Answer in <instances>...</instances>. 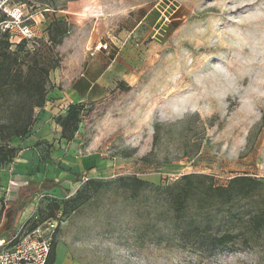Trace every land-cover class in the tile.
Listing matches in <instances>:
<instances>
[{
  "label": "rangeland",
  "instance_id": "rangeland-1",
  "mask_svg": "<svg viewBox=\"0 0 264 264\" xmlns=\"http://www.w3.org/2000/svg\"><path fill=\"white\" fill-rule=\"evenodd\" d=\"M13 6L23 7L37 39L47 41L52 20L66 25L50 89L106 68L109 75L102 98L80 102L82 122L63 155L82 164L83 181L104 184L75 212L56 213L52 264H264V230L246 232L223 209L210 213L207 234L186 238L190 228L176 225L163 199L156 202L151 192L131 199L116 182L134 176L161 187L185 174L210 175L218 185L244 174L264 181V0H13ZM57 139L35 146L45 165L37 168L40 179L7 209L0 200V237L52 220L54 200L61 206L82 187L83 181L75 191L52 194L61 175L80 179L52 155ZM24 206L30 214L17 221ZM194 214L189 209L187 218ZM197 219L203 227L204 217ZM225 230L240 237L209 245Z\"/></svg>",
  "mask_w": 264,
  "mask_h": 264
},
{
  "label": "trees",
  "instance_id": "trees-1",
  "mask_svg": "<svg viewBox=\"0 0 264 264\" xmlns=\"http://www.w3.org/2000/svg\"><path fill=\"white\" fill-rule=\"evenodd\" d=\"M46 33L47 41L36 38L11 43L9 33L0 31V168L11 163L19 153L20 149L13 145V140L24 139L31 133L37 120L36 111L43 108L47 100L49 75L59 66L55 49L67 33L66 25L63 21L52 20L46 27ZM82 113L83 105L74 103L67 107L64 116L54 118L61 128L60 138L72 139L82 122ZM83 182L74 196L61 201V206L54 200L53 207H48L49 218L56 219L59 210L64 214L75 212L104 184L93 179ZM116 182L121 190L129 193L131 199L145 192L153 193L156 202L163 199L176 225L185 224L190 228L186 238L198 239V236L207 234L213 223L210 213L223 209L246 232L253 234L264 230V181L247 174L234 176L225 185H218L212 176L206 174H185L161 187L134 176L119 177ZM253 200L259 202L254 204ZM237 203L242 205L233 212ZM189 209H195V216L190 219L187 218ZM198 217H204L203 227ZM202 228L204 232L199 233ZM239 237L238 233L225 230L209 237V245L220 247L233 243ZM53 259L54 246L47 264H52Z\"/></svg>",
  "mask_w": 264,
  "mask_h": 264
},
{
  "label": "crops",
  "instance_id": "crops-1",
  "mask_svg": "<svg viewBox=\"0 0 264 264\" xmlns=\"http://www.w3.org/2000/svg\"><path fill=\"white\" fill-rule=\"evenodd\" d=\"M108 69L104 70L98 76H93L89 73L84 79L74 81L70 80L62 82L60 87L53 86L49 90L47 100L43 108L36 111L38 119L36 120L31 133L24 139L13 140V145L18 147L19 153L14 159L13 167L9 169L0 168V186L2 192H0V200L5 204V209L10 204L18 200V196L24 190L30 181H38L40 175L37 172V168L41 169L45 165L39 161L38 153L35 146L40 142H51L53 138H58L55 141L54 151L52 155L58 157L60 164H67L74 173L72 177L79 176L83 172L82 164L77 165L73 159L68 158L69 161H63V155L67 140L60 138L61 128L52 120L58 115L64 116L66 114L67 107L70 104L80 103L83 101H96L104 96V81L108 78ZM54 126V134H51L48 129V124ZM72 145L68 146V152L70 153ZM70 178V175L68 176ZM65 175L57 178L56 186L52 194L55 197L62 196L61 190L67 188L75 191L76 185L80 184L84 177L70 181L65 179ZM73 178V179H74ZM72 194V192L70 193ZM23 200V199H22ZM22 202V201H21ZM29 209L24 206L17 215V221L25 222L29 216ZM8 234L5 237H8Z\"/></svg>",
  "mask_w": 264,
  "mask_h": 264
},
{
  "label": "built area",
  "instance_id": "built-area-1",
  "mask_svg": "<svg viewBox=\"0 0 264 264\" xmlns=\"http://www.w3.org/2000/svg\"><path fill=\"white\" fill-rule=\"evenodd\" d=\"M13 0H0V29L9 33L11 43L22 39L38 38L27 18L22 6H13ZM106 49V46L103 47ZM58 219L36 225L28 232L15 233L8 237H0V264H47L52 246V237L59 225Z\"/></svg>",
  "mask_w": 264,
  "mask_h": 264
}]
</instances>
